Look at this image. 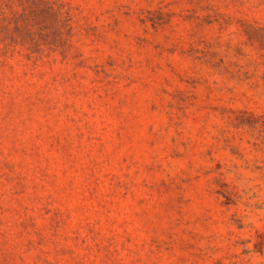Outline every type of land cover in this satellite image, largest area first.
I'll return each mask as SVG.
<instances>
[{"label": "rangeland", "instance_id": "374dc122", "mask_svg": "<svg viewBox=\"0 0 264 264\" xmlns=\"http://www.w3.org/2000/svg\"><path fill=\"white\" fill-rule=\"evenodd\" d=\"M0 264H264V0H0Z\"/></svg>", "mask_w": 264, "mask_h": 264}]
</instances>
